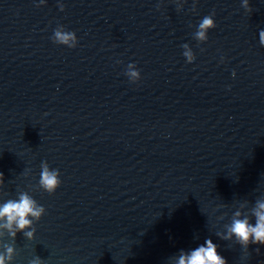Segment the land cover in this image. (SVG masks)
<instances>
[{"label":"water","instance_id":"1","mask_svg":"<svg viewBox=\"0 0 264 264\" xmlns=\"http://www.w3.org/2000/svg\"><path fill=\"white\" fill-rule=\"evenodd\" d=\"M249 2L0 0V205L45 208L35 239L0 220L5 264H177L208 239L264 264V245L225 238L264 202V0Z\"/></svg>","mask_w":264,"mask_h":264},{"label":"clouds","instance_id":"2","mask_svg":"<svg viewBox=\"0 0 264 264\" xmlns=\"http://www.w3.org/2000/svg\"><path fill=\"white\" fill-rule=\"evenodd\" d=\"M242 6L248 11H252L249 0H242ZM214 15V14H213ZM216 22L211 15L205 16L199 23V31L196 37L199 40L207 39V31L210 28H215ZM56 41L61 44H69L75 39V35L69 31H55ZM260 44L264 45V30L260 31ZM189 61L193 59L191 52H185ZM131 76L137 77L139 73L132 71ZM4 182L3 175L0 174V185ZM40 186L48 193H55L61 185L60 172L52 170L45 162L41 165ZM45 214V208L37 203V201L29 196L27 193H21L19 199H9L7 202L0 205V220L5 221L2 225L7 229L9 234L15 238L17 231H24L25 236L29 239H35V229L32 231H25V229L32 228L33 221L29 217L40 220ZM255 217V223H252L251 217H243L240 212L236 213L237 218L234 219L230 228L229 236L226 239H231L235 236L236 241L243 249L247 250L250 245H264V202H258L257 208L252 214ZM206 247L201 245L190 254L182 253L177 264H228L227 260L219 254L218 246L213 243L211 239L206 241ZM14 248L8 246L6 249L7 255L0 254V264H5V261H11L14 254ZM259 251V248H257ZM30 264H44L43 259L36 256Z\"/></svg>","mask_w":264,"mask_h":264}]
</instances>
